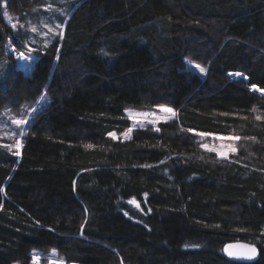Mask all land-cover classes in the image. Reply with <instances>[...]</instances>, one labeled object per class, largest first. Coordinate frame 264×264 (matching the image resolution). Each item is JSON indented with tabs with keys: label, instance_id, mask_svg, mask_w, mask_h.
<instances>
[{
	"label": "trees",
	"instance_id": "obj_1",
	"mask_svg": "<svg viewBox=\"0 0 264 264\" xmlns=\"http://www.w3.org/2000/svg\"><path fill=\"white\" fill-rule=\"evenodd\" d=\"M50 1L0 0V111L46 98L20 153L0 146V264L36 249L75 264H264V0H72L26 73L6 46L27 34L4 9ZM161 104L176 115L112 135L132 126L127 109ZM197 132L237 135L238 150L218 159ZM233 240L259 257H228Z\"/></svg>",
	"mask_w": 264,
	"mask_h": 264
},
{
	"label": "rangeland",
	"instance_id": "obj_2",
	"mask_svg": "<svg viewBox=\"0 0 264 264\" xmlns=\"http://www.w3.org/2000/svg\"><path fill=\"white\" fill-rule=\"evenodd\" d=\"M72 0H53L44 6L42 11L38 7L22 9L20 6H7L4 9L5 17L11 24L15 33L24 32L27 34L22 41L24 46L16 45L14 41L8 42L6 52L12 53L15 64L24 72L31 73L37 54L35 49L39 45L47 44L50 39L58 33L63 32L65 24L61 17H67L70 9L69 2ZM20 39V38H19ZM20 53H24L25 58H20ZM204 67L196 62L188 61V66L199 70ZM205 70V69H204ZM46 102V98H40L32 107L26 106L17 110L5 108L0 111V146L5 147L10 152L20 153L23 142V135L27 124L34 112ZM165 109H171L166 111ZM126 113L131 119L132 126L123 132H114V137L129 138L134 129L153 125L157 127L160 122L170 119L176 115L174 108L168 105H158L154 108L137 109L129 108ZM21 121L22 123H16ZM200 144L207 152H213L218 159L230 160L238 150L239 136L234 134H216L207 132H197ZM238 138V139H237ZM127 204L137 214H141L143 207L136 198L128 199ZM21 264V263H15ZM29 264H75L68 262L56 249L32 251V259Z\"/></svg>",
	"mask_w": 264,
	"mask_h": 264
},
{
	"label": "water",
	"instance_id": "obj_3",
	"mask_svg": "<svg viewBox=\"0 0 264 264\" xmlns=\"http://www.w3.org/2000/svg\"><path fill=\"white\" fill-rule=\"evenodd\" d=\"M224 253L234 260L252 262L259 257L260 252L258 246L252 242L233 240L225 244Z\"/></svg>",
	"mask_w": 264,
	"mask_h": 264
},
{
	"label": "snow or ice",
	"instance_id": "obj_4",
	"mask_svg": "<svg viewBox=\"0 0 264 264\" xmlns=\"http://www.w3.org/2000/svg\"><path fill=\"white\" fill-rule=\"evenodd\" d=\"M20 58L21 59H24L25 58V56H24V53H20ZM197 68H199V71H201V72H203L204 71V69L203 68H200L198 65L196 66ZM256 86L255 85H253V88H255ZM261 91H264V89H262ZM166 111H171V109H165ZM16 123H22L21 121H16ZM238 139V138H237ZM252 251H255V249H252Z\"/></svg>",
	"mask_w": 264,
	"mask_h": 264
}]
</instances>
